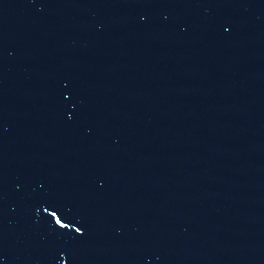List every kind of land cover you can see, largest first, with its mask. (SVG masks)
I'll use <instances>...</instances> for the list:
<instances>
[{"label":"water","instance_id":"obj_1","mask_svg":"<svg viewBox=\"0 0 264 264\" xmlns=\"http://www.w3.org/2000/svg\"><path fill=\"white\" fill-rule=\"evenodd\" d=\"M0 264H264V0H0Z\"/></svg>","mask_w":264,"mask_h":264}]
</instances>
